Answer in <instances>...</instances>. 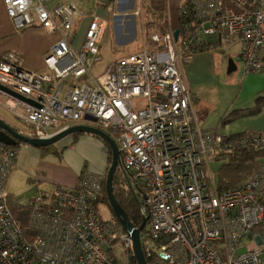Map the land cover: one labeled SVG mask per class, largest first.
<instances>
[{
  "label": "built area",
  "instance_id": "1",
  "mask_svg": "<svg viewBox=\"0 0 264 264\" xmlns=\"http://www.w3.org/2000/svg\"><path fill=\"white\" fill-rule=\"evenodd\" d=\"M4 5L16 33L33 28L59 38L42 71L26 69L18 53L0 54V86L32 102L0 91L3 107L31 128L24 135L32 139L89 126L115 141L117 170L146 219L140 241L149 264H264V157L244 183L224 190L210 165L235 146L264 153V136L235 140L204 128L184 75L214 37L239 44L243 75L263 73L264 0L189 1L176 26L151 37L162 51L144 43L143 51L116 58L98 77L92 72L102 60L107 20L94 16L78 47L76 5ZM18 155L19 147L0 142V264H131L132 236L116 216L100 213L105 175L87 174L75 186L55 185L17 201L29 211L23 227L8 190Z\"/></svg>",
  "mask_w": 264,
  "mask_h": 264
},
{
  "label": "crops",
  "instance_id": "2",
  "mask_svg": "<svg viewBox=\"0 0 264 264\" xmlns=\"http://www.w3.org/2000/svg\"><path fill=\"white\" fill-rule=\"evenodd\" d=\"M154 1L46 0V6L49 10L67 4H74L79 8L82 17L77 19L75 27L78 47L82 43L88 25L94 16L103 18L108 22V28L103 39L110 28L111 22L112 31L115 36V48L119 49L131 41H137L139 36L141 39L145 38V24L159 21L158 17H160V14L155 9H151ZM189 1L193 0H164L169 25H177L179 9ZM137 2L140 3L139 12H136ZM226 5L229 11L237 9L231 3H227ZM140 10L142 12L141 17ZM164 15L163 20H165ZM140 23H142V26ZM158 31L159 28L156 26H153L151 30L147 29L150 38L153 35L160 34ZM58 38V36H48L40 30L33 28L16 33L13 23L7 15L4 0H0V54L7 52L18 53L22 57L26 69L42 71L45 69V55ZM144 43L147 45L146 42ZM208 43L209 46L207 47L209 51L195 54L192 60L185 65L184 75L189 87L193 82L199 84L209 83L217 78L216 72L220 70V66L217 63L216 54L219 50L230 48L231 46L238 50L237 55L239 56L240 47L236 42L214 37L210 38ZM148 49L152 50L149 47ZM236 66L237 70H239V66ZM245 89H248L249 93L247 97L242 98V103L244 104L241 107H237L238 109H235L233 112L253 108L258 99L262 100L263 106L261 111L256 115L233 119H239L236 122L239 123L240 129L232 131L230 135L247 133L249 135L261 134L264 136V72L246 78L242 87V93H244ZM190 90L192 92L191 87ZM192 94L195 95L193 92ZM194 100L196 110L202 116L200 121L202 125V120H204L209 111L205 106H201L202 109H200V105H198L199 101H197L195 96ZM3 120L6 121L7 119ZM16 120L22 125L24 124L18 119ZM9 124L16 128L18 132L25 133V130L23 131L21 128L15 127L10 122ZM56 151L59 153L51 152L44 154L38 148L26 144L20 145L17 163L8 183V190L11 192L10 196L14 200H23L25 199L23 195L29 197L38 191L49 193L55 185L75 186L87 174L106 176L108 173L110 167L109 148L101 139L95 136L89 134L79 135L76 138L68 136L56 144ZM18 184L25 186L26 190L29 191L20 193Z\"/></svg>",
  "mask_w": 264,
  "mask_h": 264
},
{
  "label": "rangeland",
  "instance_id": "3",
  "mask_svg": "<svg viewBox=\"0 0 264 264\" xmlns=\"http://www.w3.org/2000/svg\"><path fill=\"white\" fill-rule=\"evenodd\" d=\"M139 4L140 3L137 2L136 12H139L138 10V8L140 7ZM141 14L142 12L140 10V17ZM111 24L112 23L110 22V28L102 41V46H101L102 60L100 63H98L95 66L92 72L95 77L101 75L105 71L107 66L111 62H113L116 58L143 51L144 49L143 42L147 43L146 39L144 38L141 39V37L139 36L137 41L135 42L131 41L129 44L123 45L119 49H116L115 36L113 34ZM140 24L142 26V23ZM147 45L149 48L155 49L152 46H150L148 43ZM237 54H238V50L232 48L231 46L230 48L219 50L218 53L216 54L217 63L218 66H220V70L216 72L217 78L209 83L199 84L193 82V84L192 83L190 84V87L192 88V92L195 94L194 96L197 98V101H199L198 105H200L199 106L200 109H202L201 106H205L209 111L207 116L204 118V120H202L203 127L208 129L218 128L219 132L223 136H229L230 133H232V131L236 129H240L239 123L236 122L239 119L232 120L233 118L231 117L232 121L228 122L226 120V117L229 116L230 113L233 112L235 109H238L237 107H241V105L244 104L242 103V98L247 97L249 93L248 89H245L244 93H242V87L245 79L248 77H253L262 74V73H253V74L243 75L242 64L239 61V56ZM230 58L233 59L235 64L239 66V70H237L233 74H228L227 67ZM1 102L2 100L0 98V116L5 120L7 119L15 127L21 128L23 131L25 130V133H27L28 130H30L31 128L28 127L26 124L22 125L21 123H19L14 118V116L7 109L3 107ZM228 108L229 110H227ZM199 117L201 118L202 116L199 115ZM223 164L224 162L218 159L211 161L210 164L212 176L217 184H218L219 170ZM255 170H253V172H249L247 170L243 172V176H244L243 180H241L239 183H237L234 186L244 183L254 173ZM106 179H107V175H106ZM121 183L122 185L127 187L124 181H122ZM18 188L20 193L29 191L26 190L25 186H20V184H18ZM13 193L16 194L15 192ZM26 197L28 198V196L23 195V198ZM99 209L103 218L108 219L112 216L111 210L105 204L101 203L99 205Z\"/></svg>",
  "mask_w": 264,
  "mask_h": 264
},
{
  "label": "trees",
  "instance_id": "4",
  "mask_svg": "<svg viewBox=\"0 0 264 264\" xmlns=\"http://www.w3.org/2000/svg\"><path fill=\"white\" fill-rule=\"evenodd\" d=\"M150 8V7H149ZM148 8V9H149ZM151 9H155L160 15L158 17V22H150L145 24L146 28V41L147 43L152 46L153 48H157L159 51L163 50V47L158 46L157 44L153 43L148 30H151L153 26H156L159 28V33L160 34H165L167 30L169 29V23H168V17L166 15V6L164 3V0H155L153 6H151ZM165 14V15H164ZM163 15L165 20H163ZM180 30L182 31V26L184 25L182 23V20H180ZM209 51V48H201L199 50V53ZM198 54V53H196ZM262 100L258 99L256 101V104L253 108L251 109H246L242 111H235L230 113L229 116L226 117V120L228 122L231 121V117L233 119L242 117V116H252L258 114L261 109H262ZM1 118V117H0ZM232 119V120H233ZM6 122V121H5ZM7 123V122H6ZM9 124V123H8ZM10 125V124H9ZM11 126V125H10ZM14 128V127H12ZM16 131H18L16 128H14ZM79 135L83 134H74L75 138L78 137ZM261 135V134H260ZM232 139L239 140L240 138L249 136L247 133H240V134H234V135H229ZM96 137V136H95ZM104 142V141H103ZM105 143V142H104ZM106 144V143H105ZM22 145L21 143L18 144V147ZM107 145V144H106ZM110 151V166L112 164V152L110 147L107 145ZM40 149L44 154L45 153H54L56 151V145L49 146L48 148H38ZM59 153V152H57ZM264 157V153H258L254 152L252 150H243L235 146V149L229 154V155H221L217 159L222 160L224 164L221 166L218 174V186L219 189L224 190V189H229L234 187L237 183H239L241 180H243V172L246 170L249 172H253L256 168L259 166L260 159ZM216 159V160H217ZM110 168V167H109ZM257 171V169L255 170ZM254 171V172H255ZM123 179L119 173V170H117L116 175L114 177V182H113V191L114 195L119 202V204L123 207V209L126 211V213L129 216L130 221L132 224L136 227L139 228L141 223H142V218L139 214V209L137 207V202L135 201V197L130 191V189L124 185H122ZM101 203L105 204L106 206L109 207L111 210V207L109 205V201L107 198V193H106V183L104 185V195L101 199ZM10 208L13 212V215L15 218L20 221L23 225V227H26L28 224L29 220V211L25 209L23 206L19 205L16 200H14L10 196ZM112 212V210H111ZM112 215L114 213L112 212ZM131 264H137L136 259L132 258Z\"/></svg>",
  "mask_w": 264,
  "mask_h": 264
},
{
  "label": "water",
  "instance_id": "5",
  "mask_svg": "<svg viewBox=\"0 0 264 264\" xmlns=\"http://www.w3.org/2000/svg\"><path fill=\"white\" fill-rule=\"evenodd\" d=\"M179 33H180L179 30L175 31L174 33L175 40H178ZM236 71H237V66L235 62L232 59H229L228 74H232ZM0 91L6 93L7 95L23 100L27 103H32L30 100L4 88L3 86H0ZM74 134H89L92 136H96L97 138L104 141L110 147L112 152V164L108 170L107 179H106V193H107L109 205L111 207L112 212L119 220L123 231L132 236L134 242L135 259L137 264H149L144 256L140 241V233L142 232L146 224V219H142V223L140 227L136 228L132 224L128 214L119 204V202L117 201L114 195L113 182L120 161V151L115 141L108 134L102 132L101 130L89 126H75L47 140L32 139L16 131L14 128H12V126H10L2 118H0V142L4 143L7 146L16 147L18 146V144L23 143L35 148H48L49 146L56 145L66 137L72 136ZM136 202L137 204H139V201L137 199Z\"/></svg>",
  "mask_w": 264,
  "mask_h": 264
},
{
  "label": "flooded vegetation",
  "instance_id": "6",
  "mask_svg": "<svg viewBox=\"0 0 264 264\" xmlns=\"http://www.w3.org/2000/svg\"><path fill=\"white\" fill-rule=\"evenodd\" d=\"M20 133H22V132H20ZM23 135L25 134V133H22ZM22 145H25V144H23V143H21ZM16 147H18V146H16ZM20 147V146H19Z\"/></svg>",
  "mask_w": 264,
  "mask_h": 264
}]
</instances>
